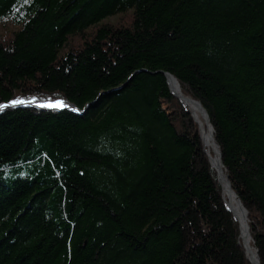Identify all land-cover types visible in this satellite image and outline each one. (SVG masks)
<instances>
[{"label": "trees", "instance_id": "trees-1", "mask_svg": "<svg viewBox=\"0 0 264 264\" xmlns=\"http://www.w3.org/2000/svg\"><path fill=\"white\" fill-rule=\"evenodd\" d=\"M6 22L0 105L88 109L0 114V264H251L165 73L207 112L264 264V0H0Z\"/></svg>", "mask_w": 264, "mask_h": 264}, {"label": "water", "instance_id": "water-1", "mask_svg": "<svg viewBox=\"0 0 264 264\" xmlns=\"http://www.w3.org/2000/svg\"><path fill=\"white\" fill-rule=\"evenodd\" d=\"M164 77L166 79V83L168 85V88H169V91H170V94L171 96L178 100L180 102V104L182 105V100H186L188 102H190L191 104L197 106L200 111H201V114H202V118L204 119V122L206 125L208 126H211L210 125V122H209V117H208V114L207 112L205 111V109L201 106V104H199L198 102H195L189 98H186V97H182V96H178L176 95L172 89H171V80L172 81H175L176 82V79L169 75V74H164ZM33 101V100H31ZM55 101H63L65 106L64 107H61V108H50V109H53V110H57V111H63V110H68V111H71L73 113H76L78 115H84L88 109V105H86L84 107V109L80 110L79 108H77L75 105L71 104L70 102L68 101H65V100H54V101H50V100H47V99H44V98H35L34 102H31V103H28V101H26L25 104H17L16 106H11V103L9 104H6V105H9L8 107L6 108H3L2 110H0V114L6 110V109H10V108H28V107H40L39 105L40 104H43V103H48V102H55ZM5 105V104H4ZM183 106V105H182ZM44 108H47V107H44ZM75 109V110H74ZM190 113V112H189ZM191 114V113H190ZM192 119L194 120L193 116L191 115ZM195 121V120H194ZM196 122V121H195ZM217 150H218V156H219V161H218V164L217 165H214V164H211V166L216 170L217 172V175H218V179L220 181V184L222 185V187L224 186V188L226 187L227 189V193H228V202H227V209L229 212L232 213L233 217L238 221L239 225H240V231H241V234H240V238L242 240V244H243V247H244V250L246 252V256L248 258V261L251 263V264H259V260H258V257H257V252L255 250H253L254 252V256L255 257H252V256H249V247H250V235H249V228H248V224H247V213L246 211L244 210V208L242 207V205L240 204V201L238 200L237 196L234 194L233 190L231 189V185L228 181V178L224 175L223 173V165H222V162H221V154H220V151H219V148L216 146ZM231 198H234L237 202V205H238V208L241 212V214L243 215L244 219H245V233L243 234V231H242V228H241V224L239 222V217L236 213V211L231 207L230 205V199Z\"/></svg>", "mask_w": 264, "mask_h": 264}, {"label": "bare ground", "instance_id": "bare-ground-1", "mask_svg": "<svg viewBox=\"0 0 264 264\" xmlns=\"http://www.w3.org/2000/svg\"><path fill=\"white\" fill-rule=\"evenodd\" d=\"M171 89L176 95L185 97L182 94L181 88H180L177 81L175 82V81L171 80ZM182 105L188 112L191 113L194 120L196 121V123L199 126L202 143H203L205 153L208 156L210 163L217 165L218 161L220 159L218 156V150L216 148V144L214 142L212 127L205 124L204 119L202 118L201 111L197 106L191 104L190 102H188L186 100H182ZM226 189L227 188L226 187L224 188V186H223V194H224V197L226 199V202H228V193H227ZM230 205L236 211V213L239 217V222L241 224V228H242V231L244 234L245 233V219H244L243 215L241 214V212L238 208L237 202L234 198L230 199ZM253 250L254 249L250 246L249 247V256L255 257Z\"/></svg>", "mask_w": 264, "mask_h": 264}, {"label": "snow or ice", "instance_id": "snow-or-ice-1", "mask_svg": "<svg viewBox=\"0 0 264 264\" xmlns=\"http://www.w3.org/2000/svg\"><path fill=\"white\" fill-rule=\"evenodd\" d=\"M25 2H27V0H25ZM35 98H33V101H28V103L34 102ZM11 106H16L17 104H25L26 101L22 100V99H16L14 101H11ZM9 105H0V110H2L3 108L8 107ZM40 107H47V108H61L64 107L65 104L63 101H55V102H48V103H43L39 105ZM75 110V109H74Z\"/></svg>", "mask_w": 264, "mask_h": 264}, {"label": "rangeland", "instance_id": "rangeland-1", "mask_svg": "<svg viewBox=\"0 0 264 264\" xmlns=\"http://www.w3.org/2000/svg\"><path fill=\"white\" fill-rule=\"evenodd\" d=\"M117 17H120V16H117ZM117 17H114V18H111V19H108L106 20L105 22L106 23H116L118 21V18ZM122 18V17H120ZM124 18V17H123ZM126 18H128V16H126ZM15 27L10 23V22H6L5 24H0V32L2 29H14ZM36 98V97H34ZM38 99V98H37ZM24 101H31L33 100V98H26V99H22ZM9 104V103H8ZM28 108H41V107H28ZM44 108V107H42ZM11 109V108H10ZM7 110V109H6ZM5 111V110H4ZM187 111V110H186Z\"/></svg>", "mask_w": 264, "mask_h": 264}]
</instances>
